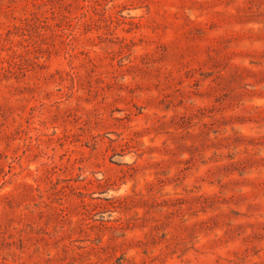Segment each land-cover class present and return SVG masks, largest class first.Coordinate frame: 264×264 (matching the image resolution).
Instances as JSON below:
<instances>
[{
    "label": "rangeland",
    "instance_id": "obj_1",
    "mask_svg": "<svg viewBox=\"0 0 264 264\" xmlns=\"http://www.w3.org/2000/svg\"><path fill=\"white\" fill-rule=\"evenodd\" d=\"M0 264H264V0H0Z\"/></svg>",
    "mask_w": 264,
    "mask_h": 264
}]
</instances>
